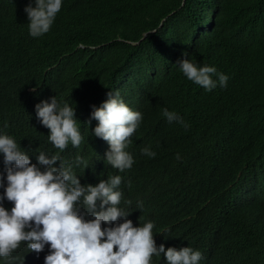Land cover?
I'll use <instances>...</instances> for the list:
<instances>
[{
    "label": "trees",
    "instance_id": "1",
    "mask_svg": "<svg viewBox=\"0 0 264 264\" xmlns=\"http://www.w3.org/2000/svg\"><path fill=\"white\" fill-rule=\"evenodd\" d=\"M29 5L0 0V135L36 163L52 143L35 105L55 97L99 150L91 113L119 92L143 118L129 144L134 164L108 171L124 196L136 193L152 232L181 219L168 232L199 246L205 264H264V0H62L38 38ZM182 59L215 67L227 86L206 91L183 75Z\"/></svg>",
    "mask_w": 264,
    "mask_h": 264
},
{
    "label": "clouds",
    "instance_id": "2",
    "mask_svg": "<svg viewBox=\"0 0 264 264\" xmlns=\"http://www.w3.org/2000/svg\"><path fill=\"white\" fill-rule=\"evenodd\" d=\"M61 6L62 0H35V7H26L29 35L48 33ZM178 65L206 91L217 83L227 86L229 77L215 67H198L188 59ZM107 96L90 117L98 122L93 134L100 138L99 150L92 141L84 142L75 109L67 103L61 107L55 97L35 105L36 118L49 130L52 143L36 163L13 138L0 135V257L14 259L13 264H205L199 246L181 244L168 232L181 219L155 234L154 224L144 222L141 206L136 208V193L130 198L118 190L122 178L110 173L109 165L120 172L132 167L136 156L129 144L143 117L119 92ZM162 114L169 123L189 127L175 112L162 109ZM69 142L70 154H60ZM141 151L156 155L147 147ZM176 159H181L179 153ZM4 199L10 210L2 206Z\"/></svg>",
    "mask_w": 264,
    "mask_h": 264
}]
</instances>
